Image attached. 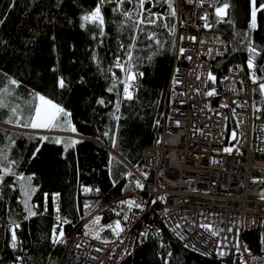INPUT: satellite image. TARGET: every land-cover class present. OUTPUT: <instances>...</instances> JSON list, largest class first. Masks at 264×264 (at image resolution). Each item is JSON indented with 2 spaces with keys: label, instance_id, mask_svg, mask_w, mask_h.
I'll use <instances>...</instances> for the list:
<instances>
[{
  "label": "trees",
  "instance_id": "1",
  "mask_svg": "<svg viewBox=\"0 0 264 264\" xmlns=\"http://www.w3.org/2000/svg\"><path fill=\"white\" fill-rule=\"evenodd\" d=\"M215 1L216 7L229 4L226 17L215 15V31L229 42V48L213 62L212 75L216 79L210 80L208 89L217 86L238 62L248 66L252 56L249 48L257 52L254 65L264 62V10L257 12L256 28L249 30L250 0ZM96 3L97 0H0V122L32 128L23 125L38 104L37 95H42L71 113L66 119L78 137L48 135L47 140H42L44 136L39 134L0 127V264H57L62 245L53 243V230L59 233L62 228L64 236L71 234L90 211L130 190L126 186L132 178L129 169L100 144L142 169L145 149L159 136L176 53L175 19L171 15L176 0H170L171 8L169 0H146L144 16L154 14L156 23L142 26L143 31L135 30L121 14L131 12L135 19L140 11L138 0H125L119 11H113L118 7L117 0L106 2L102 8V36L95 24L81 20ZM256 6L260 7V0ZM152 34L155 38L148 39ZM133 36L135 48L129 64L127 51ZM117 58L125 69L143 73L131 100L123 96L122 81L127 72L115 66ZM61 77L64 88L58 86ZM13 108L18 110L19 120L13 116ZM61 118L64 117L52 129L70 132L66 124L59 123ZM233 133L235 124L231 120L226 138L229 144ZM57 138L62 142L56 143ZM70 140L79 143L66 150ZM25 200L35 215H29ZM120 207L118 202L117 210ZM111 216H105L104 221ZM17 224L13 248L11 229ZM243 240L249 252H259L258 231L246 232ZM227 263L234 264L231 260ZM123 264L222 261L185 249L166 235L164 242L152 236L136 246Z\"/></svg>",
  "mask_w": 264,
  "mask_h": 264
},
{
  "label": "built area",
  "instance_id": "2",
  "mask_svg": "<svg viewBox=\"0 0 264 264\" xmlns=\"http://www.w3.org/2000/svg\"><path fill=\"white\" fill-rule=\"evenodd\" d=\"M215 8V0H176V53L157 141L145 149L142 169L123 162L132 177L129 192L90 211L76 231L63 236L57 264H123L136 246L152 236L164 242L166 235L222 264H264V62L249 69L240 61L208 89L213 62L229 48L215 31ZM212 90L215 95H207ZM231 120L235 138L229 144ZM251 230L259 232L257 253L244 244Z\"/></svg>",
  "mask_w": 264,
  "mask_h": 264
},
{
  "label": "snow or ice",
  "instance_id": "3",
  "mask_svg": "<svg viewBox=\"0 0 264 264\" xmlns=\"http://www.w3.org/2000/svg\"><path fill=\"white\" fill-rule=\"evenodd\" d=\"M106 2H112V0H97L96 6L94 9L90 10L87 14L83 15L81 17V20L85 23H93L96 25L97 28L100 29V35H104V24H105V19H104V15L102 13V8L104 6V4ZM146 0H138L139 3V9L140 11H138L136 13V18L133 19V15L131 12L128 11H124L121 14L124 16L126 21H131L132 22V26L135 30L137 31H143L142 26L144 25H152L156 23V19H153L152 16L154 14L149 13L148 16H144V5H145ZM125 3V0H117V4L118 7L113 9V11H119V5H123ZM251 3V27L255 28L256 27V15L258 11L264 10V0H260V7L257 8L256 3L257 0H250ZM169 7L171 8V3L169 0ZM229 8V4L227 2L223 3L222 6L220 7H216L215 8V15L218 18L223 19L224 17L227 16V10ZM171 15H175V11L173 10L171 12ZM204 19L206 20L207 17H204ZM85 26L84 23L81 24V27L83 28ZM206 27H208V25H205ZM174 31V29H173ZM155 38V35H149L148 39L152 40ZM133 42L131 43L128 51H127V57H128V63L131 64L132 62V49L135 48V36H133ZM194 39V38H193ZM157 43H159L157 41ZM123 48V45L121 46ZM183 51V50H181ZM250 53L252 54V56H250L249 60H248V67L249 69H254L255 65H254V56L257 54L256 49L255 48H249ZM116 67L121 68V70H124L127 72V77L125 80L122 81L124 88H123V96L125 99L131 100L133 98V94H132V82H134L137 78L136 74L132 73L130 68L125 69V65L122 64L119 60V58H117L116 61ZM140 75H143V73H141ZM253 83H257V78L255 76V73L253 72ZM208 79L215 82V77L209 73L208 74ZM12 84H16L17 82L15 80H11L10 81ZM58 86L60 88H64L65 85V80L61 77L58 80ZM259 88L260 90L264 91V83H260L259 84ZM109 91H112V89H109ZM207 95L212 96L215 95V90L209 91L207 93ZM36 99L39 101L38 104L35 105L34 109H33V114L28 117L27 123H25L23 126L25 127H32L35 129H49L52 127H56V122L58 121V119L63 116L65 118H68L71 116V113L67 112L64 108H62L61 106L53 103L51 100L46 99L44 96L41 95H37ZM101 104L104 103L103 100L100 101ZM117 111L119 110V101L117 102ZM18 110L16 108L12 109V114L13 116L17 117V120L20 119V117L17 115ZM117 119H119V117H117ZM9 123H12V120L8 121ZM65 124L67 125V130H71L72 132H75L76 129L75 127L71 126L70 120L66 119L65 120ZM233 138H235V133H233ZM42 140H47L48 137H42ZM56 143H61L62 141L57 138ZM79 143V141L77 140H70L68 141L67 145H66V150L68 147H74L75 144ZM39 151V148H37V152ZM225 151L227 152H231L232 149L231 148H226ZM6 171H10V169H6ZM2 179V178H0ZM20 179H23L22 177ZM30 179V178H29ZM137 187H142V185L139 183V181L136 182ZM85 191H91V189L86 188ZM25 196L27 197L29 195V193L26 191ZM262 198H264V196H262ZM122 203H127L128 207L131 208L133 207V205H135V201H126V202H122ZM25 206L28 209L29 215L33 216L36 213L31 211V208L28 207L27 204V200H25ZM136 207H139V205H135ZM57 211H59V209L57 208ZM59 219V217H58ZM99 218H97V222H98ZM64 223H67V221H64ZM19 225H15L14 228L11 229V240H12V247L15 248L16 247V241H17V237H16V232L15 229L18 228ZM177 227H179V225H177ZM200 227L209 230L212 232V235H217V232L212 230L211 225L208 224H202L200 225ZM114 231H116L117 233L123 231V228H121L120 222L117 221L115 224V228ZM142 235L147 236V233H142ZM64 236L63 230L61 228V230L59 231V233L56 232V230H53V243H61L62 242V238ZM186 247H188V245H185ZM221 255H223V252L220 253ZM168 255H171L170 253ZM20 259V258H18Z\"/></svg>",
  "mask_w": 264,
  "mask_h": 264
},
{
  "label": "water",
  "instance_id": "4",
  "mask_svg": "<svg viewBox=\"0 0 264 264\" xmlns=\"http://www.w3.org/2000/svg\"><path fill=\"white\" fill-rule=\"evenodd\" d=\"M0 127L5 128V129H8V130L18 131V132H27V133L39 134V135H43L44 137H46L48 135H55L56 134V133H53L51 129H48L46 131H42V130H35V129H32V128L16 127V126L8 125V124L1 123V122H0ZM62 136H70V134H62ZM93 141L96 142V143H98V144H100L98 141H95V140H93ZM100 145L102 147H104L105 149H107L114 157H116L117 159H119L122 162H125L124 159L119 154H117L116 152H114L111 149L106 148L102 144H100Z\"/></svg>",
  "mask_w": 264,
  "mask_h": 264
},
{
  "label": "rangeland",
  "instance_id": "5",
  "mask_svg": "<svg viewBox=\"0 0 264 264\" xmlns=\"http://www.w3.org/2000/svg\"><path fill=\"white\" fill-rule=\"evenodd\" d=\"M42 96V95H41ZM46 98V97H45ZM46 99H48V98H46ZM38 101V100H37ZM38 103H39V101H38ZM54 103V102H53ZM65 120H66V118L64 117V118H61L60 119V121H59V123H61V124H65ZM47 130V129H46ZM46 130H42V131H46ZM52 131H54V132H59V131H55V130H53V129H51ZM66 133H73V136H71V138H78L76 135H75V133L74 132H72V131H70V132H66ZM43 136V135H42ZM56 136H58V137H66V136H62V135H56ZM68 137H70V136H68ZM97 226L99 227V228H101V229H103V227L101 226V223H98L97 224Z\"/></svg>",
  "mask_w": 264,
  "mask_h": 264
},
{
  "label": "crops",
  "instance_id": "6",
  "mask_svg": "<svg viewBox=\"0 0 264 264\" xmlns=\"http://www.w3.org/2000/svg\"><path fill=\"white\" fill-rule=\"evenodd\" d=\"M32 129H35V128H32ZM49 129H52V128H49ZM35 130H46V129H35ZM63 130H65V128H59V131H63Z\"/></svg>",
  "mask_w": 264,
  "mask_h": 264
},
{
  "label": "bare ground",
  "instance_id": "7",
  "mask_svg": "<svg viewBox=\"0 0 264 264\" xmlns=\"http://www.w3.org/2000/svg\"><path fill=\"white\" fill-rule=\"evenodd\" d=\"M53 133H56L55 135H59L58 133L59 132H54V131H52ZM64 134H70V136L72 135L73 136V133H66V132H64Z\"/></svg>",
  "mask_w": 264,
  "mask_h": 264
}]
</instances>
